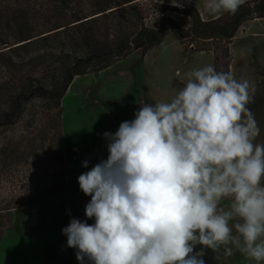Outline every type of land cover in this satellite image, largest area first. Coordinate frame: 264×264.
I'll list each match as a JSON object with an SVG mask.
<instances>
[{"label": "rangeland", "instance_id": "obj_1", "mask_svg": "<svg viewBox=\"0 0 264 264\" xmlns=\"http://www.w3.org/2000/svg\"><path fill=\"white\" fill-rule=\"evenodd\" d=\"M105 2L0 0V264L79 262L62 229L71 218L95 222L85 216L91 197L80 190L78 177L107 159L103 134L135 119L144 104L170 101L189 71L214 66L212 53H195L169 32L146 54L135 51L108 69L74 78L58 104L46 93L63 86L78 59L116 39L121 30L116 22L155 28L168 16L187 26L183 12L190 7L205 20L218 15L208 13L207 0H114L118 11L92 20ZM249 29L253 35L264 25ZM254 39L248 40V55L242 53V41H233L231 73L254 86L248 107L260 128L255 142L264 144V37ZM245 60L248 70L242 68ZM203 259L205 264H257L236 250L225 256L223 249H205Z\"/></svg>", "mask_w": 264, "mask_h": 264}, {"label": "clouds", "instance_id": "obj_2", "mask_svg": "<svg viewBox=\"0 0 264 264\" xmlns=\"http://www.w3.org/2000/svg\"><path fill=\"white\" fill-rule=\"evenodd\" d=\"M243 3L205 7L235 14ZM186 76L170 101L144 104L105 132L107 159L79 175L91 197L85 216L95 222L71 218L62 234L80 264H205V249L264 262V144L255 142L260 128L248 107L254 86L212 65Z\"/></svg>", "mask_w": 264, "mask_h": 264}, {"label": "trees", "instance_id": "obj_3", "mask_svg": "<svg viewBox=\"0 0 264 264\" xmlns=\"http://www.w3.org/2000/svg\"><path fill=\"white\" fill-rule=\"evenodd\" d=\"M114 4V0H107L99 10V16L92 20H100L103 17L108 19L109 16L118 11ZM183 14L189 19L187 26L180 25L168 16L161 18L159 27L156 26L155 28L137 24L138 22L133 21L127 24L116 22L115 29H121L118 30L116 39L105 46L98 45L94 47L93 53H90L88 58L84 59V56H82L78 59L70 68L63 86L59 90L47 92L46 94L51 96V99L58 101L59 104L74 78L87 74L90 69L99 71L108 69L114 63L127 58L135 51H142L146 54L150 50L161 46L169 32H172L182 45L189 44L195 53H212L216 71L219 72L225 69V72H231L232 52L230 46L243 24L257 19H264V0H248L242 4L235 14L225 13L211 20H205L195 7L186 8ZM120 18L124 23L125 16ZM96 32H99V30L95 31V34ZM45 37L47 36L43 38ZM31 39L34 38L28 40ZM220 51L224 52L223 58L220 56ZM224 59L225 66L222 67ZM74 264H80V262ZM85 264H89V262H85Z\"/></svg>", "mask_w": 264, "mask_h": 264}, {"label": "crops", "instance_id": "obj_4", "mask_svg": "<svg viewBox=\"0 0 264 264\" xmlns=\"http://www.w3.org/2000/svg\"><path fill=\"white\" fill-rule=\"evenodd\" d=\"M245 1H248V0H244ZM223 13L225 12H222V13H219L218 15H216L215 17L213 18H209V19H214V18H217L219 16H221ZM202 14V17L204 18V14L201 12ZM205 19V18H204ZM253 24H263L264 25V19H261V20H255L253 22H247L245 24H243L236 36V38L234 39V42L237 41V40H240L242 41V53L244 54H247L248 55V40L249 41H256L254 38H259V37H264V30H261L259 31L258 33H255L252 35V31H250V27L253 25ZM261 40V39H260ZM263 40V39H262ZM234 42L232 43L231 45V50H232V64H231V70L232 72H234V51H233V44ZM242 68L244 70H248V60H245L244 61V64L242 65ZM234 75V74H233Z\"/></svg>", "mask_w": 264, "mask_h": 264}]
</instances>
